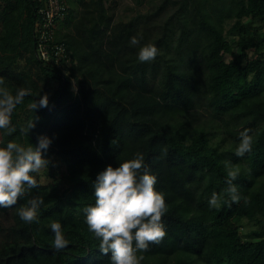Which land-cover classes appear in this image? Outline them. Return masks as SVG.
I'll return each instance as SVG.
<instances>
[{"label":"trees","instance_id":"1","mask_svg":"<svg viewBox=\"0 0 264 264\" xmlns=\"http://www.w3.org/2000/svg\"><path fill=\"white\" fill-rule=\"evenodd\" d=\"M109 1H68L55 34L73 62L65 76L36 56L35 0H0V87L31 90L11 114L16 130L0 129V147L53 141L50 181L30 173L37 187L0 208V264H110L84 208L95 203L97 174L137 152L167 206L166 235L138 253L141 264H264V0H160L128 20H116ZM149 43L158 55L141 63ZM45 94L48 107L33 110ZM245 130L252 150L238 157ZM225 161L238 170L236 202ZM36 196L45 202L37 218L20 220L17 209ZM53 221L64 249L54 248Z\"/></svg>","mask_w":264,"mask_h":264},{"label":"clouds","instance_id":"2","mask_svg":"<svg viewBox=\"0 0 264 264\" xmlns=\"http://www.w3.org/2000/svg\"><path fill=\"white\" fill-rule=\"evenodd\" d=\"M130 44L138 45L140 40L133 36ZM158 48L154 44H144L136 54L141 63L154 60ZM30 89L18 88L15 94L0 87V129L9 133L16 129L11 124V114ZM49 99L45 94L31 104V108L48 107ZM34 119L27 122L26 131L35 127ZM52 138L40 134L35 147H24L15 141H9L0 147V208H9L17 204L18 199L28 189L37 187V180L30 173L48 167L50 160L45 157L52 144ZM253 137L248 130L240 133L235 149L238 157H243L252 150ZM229 177L227 193L233 202L240 199L238 188L233 181L238 170L229 161L224 162ZM156 176L145 163L143 153H135L133 158L113 167L107 165L100 171L92 183L95 203L84 208V222L90 232L99 239V251L109 255L110 264H141L142 253L151 243H159L166 235L162 217L167 211L163 193L156 190ZM44 199L36 196L27 205L17 209L20 220L31 223L37 218L38 211L44 205ZM210 207L218 204V195L213 193ZM53 233V245L56 250L67 247L62 225L58 221L50 224Z\"/></svg>","mask_w":264,"mask_h":264},{"label":"built area","instance_id":"3","mask_svg":"<svg viewBox=\"0 0 264 264\" xmlns=\"http://www.w3.org/2000/svg\"><path fill=\"white\" fill-rule=\"evenodd\" d=\"M69 0H35L37 20L34 25L36 56L62 75H68L72 59L65 44L56 41L55 34L68 9Z\"/></svg>","mask_w":264,"mask_h":264},{"label":"rangeland","instance_id":"4","mask_svg":"<svg viewBox=\"0 0 264 264\" xmlns=\"http://www.w3.org/2000/svg\"><path fill=\"white\" fill-rule=\"evenodd\" d=\"M160 0H141L140 3L137 2V0H110L107 3V6L109 7V11L114 13L116 20H128L130 17L134 16L136 13H146L149 12L150 7H153L152 5L154 3H157ZM71 13L76 14L77 10L79 8L72 4L71 5ZM68 22V20L66 21ZM66 22L63 23V27L65 26L66 30ZM227 29V26L225 27ZM226 59H230V56H226ZM63 166L60 168V173L63 172ZM38 173L41 175V182L46 184L50 181L48 177L44 176L45 173V167L37 170ZM245 225L242 232H245L249 229L248 225H246V222L243 223Z\"/></svg>","mask_w":264,"mask_h":264}]
</instances>
